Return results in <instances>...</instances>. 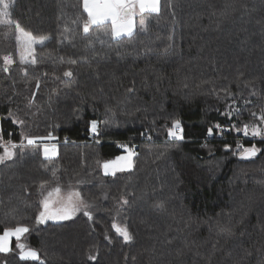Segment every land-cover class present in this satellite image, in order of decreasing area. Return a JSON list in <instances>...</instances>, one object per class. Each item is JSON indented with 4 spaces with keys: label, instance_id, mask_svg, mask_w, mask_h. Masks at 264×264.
<instances>
[{
    "label": "trees",
    "instance_id": "trees-1",
    "mask_svg": "<svg viewBox=\"0 0 264 264\" xmlns=\"http://www.w3.org/2000/svg\"><path fill=\"white\" fill-rule=\"evenodd\" d=\"M10 11L0 137L24 147L0 163V234L28 227L20 242L44 264H264V139L251 135L264 130V0H160L145 29L137 17L117 39L84 33L82 0H13ZM16 22L49 37L35 63L19 58ZM175 121L183 139L169 135ZM49 142L57 154L46 159ZM238 144L259 151L241 159ZM121 145L133 170L104 175ZM56 187L88 207L38 223ZM15 243L0 264H40Z\"/></svg>",
    "mask_w": 264,
    "mask_h": 264
},
{
    "label": "snow or ice",
    "instance_id": "snow-or-ice-1",
    "mask_svg": "<svg viewBox=\"0 0 264 264\" xmlns=\"http://www.w3.org/2000/svg\"><path fill=\"white\" fill-rule=\"evenodd\" d=\"M13 6V0H0V26H12L14 21L12 19V13L10 9ZM82 9L86 13V18L83 19V31L88 34L90 30L103 29L105 35H110L112 38L117 39L122 36H131L137 26V17H139L138 23L141 29H145V20L147 15L158 13L160 11V0H82ZM14 30L17 33L16 40L17 45L21 49V60L23 62L35 63V60L28 61L27 56L34 55L35 45H44L45 41L49 39L46 35H34L32 32L24 29L18 22L14 24ZM5 65L12 63L11 56L4 57ZM7 67L4 71H7ZM65 76H71L70 71L64 73ZM255 115V114H253ZM264 122V115L260 117ZM20 123H23L22 121ZM219 127V125L217 126ZM173 128L178 131L180 129V122L175 121ZM92 130L96 131L95 122L92 123ZM209 135L212 134V129H209ZM244 135H249L248 127L243 129ZM169 135L175 139H183L182 135H179L177 131H169ZM251 135L253 137H261L264 139V130L253 127L251 129ZM48 139H54L49 136ZM29 145L35 144L33 139H28ZM23 143L16 144L12 140L6 142L0 137V148L3 149L0 152V163L6 160H11L16 156V149L23 148ZM126 147V146H124ZM238 148H242L241 159H249L256 156L259 149L253 144L251 147H245L243 145H237ZM43 154L46 159L53 157L57 154V146L55 144L43 145ZM133 153L129 151L127 157H118L116 161L106 162L103 164L105 175L111 170V174L115 175L116 171H123L125 168L131 167V157ZM120 161L125 163L121 164ZM127 203V201H125ZM53 205H58L53 207ZM87 208L88 205L81 198L80 193L70 192L66 196L61 195V189L59 187L49 191L42 200L43 210L37 217L38 223H45L47 220H69L81 208ZM85 216L92 219L90 212L87 210L83 213ZM113 228L116 233L123 238L125 242H130L132 236L129 233L127 227L113 224ZM29 232V228L26 226H17L15 228H8L0 234V253L7 254L13 251L11 247V238H15V248L19 249V259L21 261H39L40 264H44L40 260L39 254L36 250L26 247L24 243H21V238L25 233ZM93 257H90L92 259Z\"/></svg>",
    "mask_w": 264,
    "mask_h": 264
},
{
    "label": "rangeland",
    "instance_id": "rangeland-1",
    "mask_svg": "<svg viewBox=\"0 0 264 264\" xmlns=\"http://www.w3.org/2000/svg\"><path fill=\"white\" fill-rule=\"evenodd\" d=\"M36 46V45H35ZM34 46V47H35ZM19 58L21 59V49L19 48ZM27 60L28 61H31V60H33V55L32 56H27ZM93 123V122H92ZM92 123H91V128H90V131H91V134L92 135H94L95 133H96V131L94 132L93 130H92ZM95 124H96V130H97V123L95 122ZM28 141V140H27ZM28 144V143H27ZM45 144H49V145H51V144H55V143H52V142H49V143H43V144H41V152H42V155H43V157H44V154H43V145H45ZM56 145V144H55ZM57 146V145H56ZM124 146H126V147H124ZM121 149H122V153L121 154H119L118 156H116V157H114V158H112V159H110V160H107V161H104L103 163H102V165H101V169H102V172H103V174L105 175V170H104V168H103V164L104 163H106V162H111V161H116L117 160V158L118 157H127L128 156V153H129V151H131L132 153H133V150L128 146V145H121ZM56 156V155H55ZM55 156H53V157H55ZM53 157H50V158H53ZM133 157H134V153H133V155H132V157H131V167L130 168H125V170H123V171H116V173H115V175L116 174H119V173H124V172H129V171H132L133 170ZM45 158V157H44ZM119 163H121V164H123V163H125L124 161H120ZM107 176H114V175H112L111 174V170L109 171V173L107 174ZM71 192H76V191H71ZM68 193H70V192H61V195L62 196H66ZM58 205H53V207H57ZM52 221H63V220H52ZM13 240H15V238L13 237V238H11V246H12V241Z\"/></svg>",
    "mask_w": 264,
    "mask_h": 264
},
{
    "label": "built area",
    "instance_id": "built-area-1",
    "mask_svg": "<svg viewBox=\"0 0 264 264\" xmlns=\"http://www.w3.org/2000/svg\"><path fill=\"white\" fill-rule=\"evenodd\" d=\"M176 131L178 132V134H180V131H178L177 129H176Z\"/></svg>",
    "mask_w": 264,
    "mask_h": 264
}]
</instances>
